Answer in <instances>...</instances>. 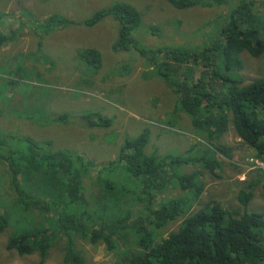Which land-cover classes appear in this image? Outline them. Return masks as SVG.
I'll use <instances>...</instances> for the list:
<instances>
[{"label":"trees","instance_id":"16d2710c","mask_svg":"<svg viewBox=\"0 0 264 264\" xmlns=\"http://www.w3.org/2000/svg\"><path fill=\"white\" fill-rule=\"evenodd\" d=\"M165 1L182 11L223 9L228 5V0ZM109 17L120 26L114 49L131 48L135 44L132 33L142 24L141 13L129 4L115 3L95 12L83 24L94 27ZM50 23L75 24L57 19H50ZM214 25V33L207 32V43L201 47L138 51L178 95L179 109L189 116L195 134L215 155L233 160L235 148L221 141L232 124L236 137L252 151V158L264 162V67L259 78L248 84L241 75L245 67L242 54L264 58V0H238ZM12 41L11 35L0 32V49ZM79 59L96 68L102 66L101 54L96 49L83 50ZM83 119H90V127L111 125L110 120L100 116ZM68 120V115L57 119ZM10 139L14 138L0 139V163L9 167L16 198L0 212V234L7 232L10 221L13 223L10 216L17 212L15 224L25 228L8 237L6 247L21 257L38 254L40 263L45 264L51 249L66 239L64 263L87 264L76 245L80 238L93 246L105 245L109 252L117 254L114 264H264V211L246 210L264 181L260 168L252 169L251 180L238 182L243 187L236 194V209L210 201L194 211L205 190L204 183L194 181V174L179 177L183 191L191 196L187 203H191L190 207L186 208L185 198L163 200L158 205L157 197L173 182L168 172L170 166L200 161L205 172L220 179L216 174L219 165L216 159L206 158L211 154L208 151L199 159L188 154L150 156L146 153L150 132L145 129L138 137L127 139L117 159L103 168L109 174L99 178L101 191L90 199L84 184L87 180L94 184L95 176L90 173L97 168L95 163L78 154L50 150L48 144L29 138L24 139V149L6 151ZM117 169L121 180L137 181L135 193L118 190ZM204 171L198 175L203 177ZM133 206L140 211L135 219ZM186 213L178 230L158 238L160 230ZM123 246L127 249L122 250Z\"/></svg>","mask_w":264,"mask_h":264},{"label":"rangeland","instance_id":"374dc122","mask_svg":"<svg viewBox=\"0 0 264 264\" xmlns=\"http://www.w3.org/2000/svg\"><path fill=\"white\" fill-rule=\"evenodd\" d=\"M115 3L129 4L142 15L141 27L132 33L135 44L128 49H114L120 26L112 17L94 27L83 24L95 12ZM237 3L238 0H228L223 9L182 11L165 0H0V32L4 31L13 39L0 49V139L5 136L14 138L9 140L10 147L6 151L24 149V139L29 138L48 144L50 150L83 156L97 165L90 173L95 176L94 184L89 180L84 184L89 178L83 180L91 199L101 191L99 178L109 174L103 168L117 159L127 139H134L148 129V155L163 158L188 154L199 159L208 151L211 154L206 158L216 159L219 165L216 174L220 179L205 172L200 161L180 167L170 166L168 172L173 182L157 197L158 205L163 200L180 198H185L187 204L191 196L183 191L179 177L194 174L197 175L194 181L205 186L200 204L195 205L194 211L210 201H217L227 208H238L236 194L243 187L238 182L251 180V171L255 169L252 151L236 137L231 124L221 141L235 148L233 160L215 155L196 135L189 116L179 109L178 95L138 51L201 47L207 43V32L214 33V22L229 13ZM50 19L71 20L75 24H51ZM87 49L100 52V68L79 59V53ZM242 60L245 67L241 75L246 83L259 78L264 58L256 59L244 53ZM63 115H68L69 120L57 121ZM91 116L110 120L111 125L90 127V119L83 118ZM201 170L205 172L203 177L198 175ZM119 172L117 169L115 174L119 179L118 190L135 193L137 181L121 180ZM11 181L8 165L0 163L1 213L3 206L16 198ZM190 205L187 204L186 208ZM133 210L135 219L140 211L136 206ZM246 210L248 213L264 211V181L255 190L254 199ZM17 214L14 212L10 216L13 223L10 221L7 232L0 234V264H41L38 254L21 257L16 251L7 250L10 236L25 228L23 224L20 227L15 224ZM187 215L160 230L158 238H165L178 230ZM65 241L51 249L45 264H65ZM131 244H127L129 249L133 248ZM76 245L87 258V264H114L118 260L117 254L109 252L105 245L93 246L80 238L76 239Z\"/></svg>","mask_w":264,"mask_h":264},{"label":"built area","instance_id":"2783aa9c","mask_svg":"<svg viewBox=\"0 0 264 264\" xmlns=\"http://www.w3.org/2000/svg\"><path fill=\"white\" fill-rule=\"evenodd\" d=\"M253 163L255 164L254 168H257V169L260 168V169H262L264 171V162H259V161L255 160V159H253Z\"/></svg>","mask_w":264,"mask_h":264},{"label":"crops","instance_id":"0c3cea01","mask_svg":"<svg viewBox=\"0 0 264 264\" xmlns=\"http://www.w3.org/2000/svg\"><path fill=\"white\" fill-rule=\"evenodd\" d=\"M160 127L162 128V126L160 125Z\"/></svg>","mask_w":264,"mask_h":264}]
</instances>
